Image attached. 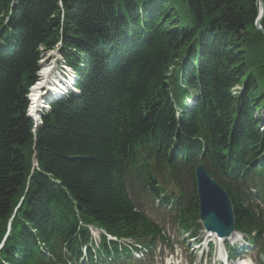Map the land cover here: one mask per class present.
<instances>
[{
	"label": "trees",
	"instance_id": "16d2710c",
	"mask_svg": "<svg viewBox=\"0 0 264 264\" xmlns=\"http://www.w3.org/2000/svg\"><path fill=\"white\" fill-rule=\"evenodd\" d=\"M258 11V0H0V264L122 263L129 249L102 234L94 247L87 226L165 241L138 194L194 232L199 161L264 253ZM58 41L78 93L33 132L28 89Z\"/></svg>",
	"mask_w": 264,
	"mask_h": 264
},
{
	"label": "water",
	"instance_id": "95a60500",
	"mask_svg": "<svg viewBox=\"0 0 264 264\" xmlns=\"http://www.w3.org/2000/svg\"><path fill=\"white\" fill-rule=\"evenodd\" d=\"M259 2V14L255 27L264 32L260 26L263 16V2ZM195 189L199 200V217L206 229L215 231L221 236L228 235L234 229V217L231 202L227 192L198 163L193 171Z\"/></svg>",
	"mask_w": 264,
	"mask_h": 264
},
{
	"label": "rangeland",
	"instance_id": "374dc122",
	"mask_svg": "<svg viewBox=\"0 0 264 264\" xmlns=\"http://www.w3.org/2000/svg\"><path fill=\"white\" fill-rule=\"evenodd\" d=\"M258 16V15H257ZM262 19V17H261ZM261 19H260V22H261ZM255 24V22H254ZM260 24V23H259ZM261 26V25H260ZM41 54H42V58H46L48 55H51V54H54L53 55V58L54 59H57V63H58V66H60V64L63 62V58L61 57V54L58 50L56 49H47V50H44V48L42 47L41 48ZM52 57V56H51ZM51 58L48 60V62H50ZM40 71V69H39ZM236 88H233V91L235 92ZM137 201H141L142 202V205H141V208L155 221H157L158 224H160L161 226H164L165 227V234L167 237H169V242L174 244V250L173 251H169V249L167 248L166 244H160V248L157 249L155 251V254L158 255V254H161V255H169L171 254L173 257H176L177 256V260H173L169 257H167V263H171L173 262L174 264H200V262H204L205 261V253H203V255L201 256L200 254L202 253V248H200L199 250L195 251L196 249L194 248H188L186 246L187 244V239H186V234H182L179 232V230H177L167 218H165V213L159 209H155L150 203L149 201L146 199V198H138ZM198 237H202L204 232L203 230L201 229L199 232H198ZM240 239V236L238 235L237 237H235L234 239L232 240H229L228 242L230 243H233L234 241H238ZM186 241V242H185ZM203 246V245H202ZM187 248L189 250H187ZM216 245L215 247L213 248V253L216 252ZM221 249H217V251H220ZM249 253L248 255L253 259L257 257V253H256V249H251V250H248ZM156 260H160V258L158 256H156L155 258ZM257 261V260H256ZM258 262V261H257ZM215 263H218V257H214V254H213V258L211 259V261L209 262V264H215ZM161 264H163V262H161ZM231 264V263H229ZM235 264V263H233ZM253 264H255L253 262Z\"/></svg>",
	"mask_w": 264,
	"mask_h": 264
},
{
	"label": "bare ground",
	"instance_id": "6f19581e",
	"mask_svg": "<svg viewBox=\"0 0 264 264\" xmlns=\"http://www.w3.org/2000/svg\"><path fill=\"white\" fill-rule=\"evenodd\" d=\"M259 14V11H258ZM55 46H61V42H57ZM54 54L48 55L46 58H43L40 62L38 72V78L37 83L32 88L31 97L33 99V108L31 109V112L33 114H36L38 116L39 112V99L40 98H48L51 97L52 94L61 93L62 89H58L56 91L57 86H62L60 82V78L57 75V59L53 58ZM52 56V57H51ZM51 58L50 62L48 60ZM237 232H233L228 236L229 240H232L236 237Z\"/></svg>",
	"mask_w": 264,
	"mask_h": 264
}]
</instances>
